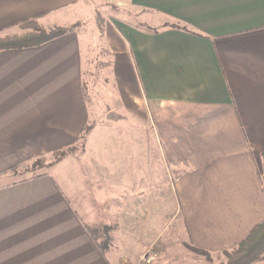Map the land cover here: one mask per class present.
<instances>
[{
	"label": "crops",
	"instance_id": "1",
	"mask_svg": "<svg viewBox=\"0 0 264 264\" xmlns=\"http://www.w3.org/2000/svg\"><path fill=\"white\" fill-rule=\"evenodd\" d=\"M98 3L138 13L136 27L111 19L100 32L122 118L138 128H128L127 145L115 131L105 162L78 164L73 175L63 161L53 174L18 180L19 170L72 146L87 128V45L74 29L40 47L1 51L0 264H137L148 218L163 209L148 131L170 170L173 218L181 217L188 244L214 256L234 251L264 222V0ZM83 13L85 0H0V38L32 20L78 28ZM97 132L88 153L97 152ZM118 145L134 155L123 157ZM133 232L144 236L129 252Z\"/></svg>",
	"mask_w": 264,
	"mask_h": 264
},
{
	"label": "rangeland",
	"instance_id": "2",
	"mask_svg": "<svg viewBox=\"0 0 264 264\" xmlns=\"http://www.w3.org/2000/svg\"><path fill=\"white\" fill-rule=\"evenodd\" d=\"M98 4V0H85L86 14L83 13V17H87L85 18L84 22V18H80L82 20L81 22H78V28H76L77 26L74 25L75 30L77 29V32L80 34V38H82L81 34L83 33V42L85 46L87 45L84 50L86 54L84 60L85 65L83 68L82 93L87 111L89 112V122L87 128L92 127V130L93 128L98 129V132L92 141V145L95 149H97V152L92 150L88 153L86 151L87 138L92 133L91 130L90 134L88 135H86L87 133L82 134L72 146L61 150V152L68 153L63 160L57 163V161H59L60 152L50 154L41 159H37L33 163L26 165L27 169L19 170L22 174L19 175L17 178L18 180L35 177L47 172L53 174V172L56 171V167L59 166V164L63 161L68 162L69 168L72 170L73 175L78 164L83 165V162L90 164L91 161L93 162V160L105 162L107 160H105L104 157L106 158L108 156L107 158L109 160L110 156V154H107V152L113 151V149H110V147L114 148L113 140L115 139V131H118V133H121V131L123 132L122 136L117 138L118 141H120L121 138L124 139V135L126 133L124 140H126L125 144L127 145L130 144V142H128L129 137L127 138V133L129 131L128 128H138L130 120H123L122 118L125 112L120 106L121 102H118V98L120 97L113 80L111 52L106 47V45H104V40H102L103 34H100V32L104 33L103 30H105V20H107L109 23H112L111 19H118L135 26L138 23V13L134 11L129 12L126 10H119L113 8L112 6H99ZM77 19L80 21L79 15L77 16ZM38 25L41 26L40 24ZM41 27L44 28L43 26ZM44 29L46 31L50 30L46 28ZM17 30L19 31V35L26 32L20 28ZM17 30L15 29V32H17ZM130 118L133 119V117ZM152 138V132L148 131L149 152L152 153V158L148 161L149 166L152 167L153 173L158 172L157 179L161 182L160 186L162 188L163 194V209L159 212V215H157L156 212L154 213L155 210H159L160 208L158 201V207L153 210L154 214L150 215L148 218V243L143 250H146L144 253H146L150 248L154 249L157 247V245L159 247L161 244L160 241H164L162 243L164 252L162 253H168L169 259L159 261L161 264H227V258L224 254L218 256L210 255V257L206 259L205 257L195 255L192 251H190L191 246L188 244V237L182 225L181 217L177 215L176 218H173L175 215V212L173 211L176 210L177 207L174 205L175 195L173 192L171 193L172 185L168 183L166 178L167 168L166 164L163 163L161 159V153L158 150L159 146H156V144L152 142ZM100 148H104L103 152H100ZM116 149L117 152H120V155L123 157L134 155L131 154L133 152L131 151L132 149L126 148L122 145H118ZM100 153L102 155H100ZM135 153L137 160H139L140 152L136 151ZM95 154H99L100 156L96 157ZM161 168H164V170ZM168 176H171L170 172ZM144 218V213L142 214L141 218L133 217L132 229H136V220L142 222L143 224ZM157 219L158 223L155 224ZM152 228L155 230L152 231ZM143 236V232H133L131 234L133 240H131V242L128 241L129 243H132V248L131 246H128L130 250L129 252H135L139 249L135 241L138 238H141L142 240ZM118 237L119 241H125L120 237V234H118ZM156 239L158 240L155 241ZM127 257L134 259L133 256L130 255ZM170 257H173L174 259H171Z\"/></svg>",
	"mask_w": 264,
	"mask_h": 264
},
{
	"label": "trees",
	"instance_id": "3",
	"mask_svg": "<svg viewBox=\"0 0 264 264\" xmlns=\"http://www.w3.org/2000/svg\"><path fill=\"white\" fill-rule=\"evenodd\" d=\"M17 27L26 32L21 35L0 38V52L40 47L48 42L73 32L75 29V27L54 28L46 31L34 20L23 22ZM138 27L148 33H157L159 31L158 29H151L141 24H139ZM168 27L171 29H178L176 26ZM89 130L90 128H85L83 134L88 133ZM58 152H60V155L57 163L63 160L68 154L67 152H61V150L55 153ZM262 190L264 192V184L262 185ZM105 243L106 242L103 244ZM100 248V250H103L101 246ZM190 251H192L195 255L205 257L206 259L210 257V254L207 252L193 247H190ZM224 255L227 258V264H254L260 261L264 256V222L253 228L234 251L226 252Z\"/></svg>",
	"mask_w": 264,
	"mask_h": 264
},
{
	"label": "built area",
	"instance_id": "4",
	"mask_svg": "<svg viewBox=\"0 0 264 264\" xmlns=\"http://www.w3.org/2000/svg\"><path fill=\"white\" fill-rule=\"evenodd\" d=\"M161 244L157 245V247L150 248L146 253H144L138 260L137 264H158L160 263L159 261H163V260H167L169 259V254H163L162 252H164L162 243L164 241H160ZM159 248V249H158ZM171 259H174L173 257H170ZM125 264H129L127 262H125Z\"/></svg>",
	"mask_w": 264,
	"mask_h": 264
}]
</instances>
